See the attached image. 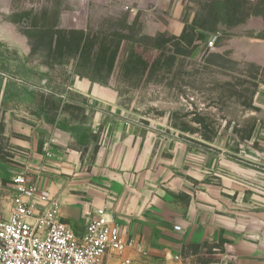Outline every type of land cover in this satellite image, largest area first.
I'll return each instance as SVG.
<instances>
[{
    "label": "crops",
    "instance_id": "1",
    "mask_svg": "<svg viewBox=\"0 0 264 264\" xmlns=\"http://www.w3.org/2000/svg\"><path fill=\"white\" fill-rule=\"evenodd\" d=\"M166 2L158 5L165 25L152 23L148 36L181 34L182 0ZM246 23L231 31L250 30ZM252 41L242 33L227 44L247 54ZM247 61L264 67V54ZM59 70L40 66L29 92L0 73V221L12 210V179L24 174L57 198L60 219L76 235L99 209L113 217L135 248L108 264H196L194 255L209 258L204 264H264V82L247 135L222 140L219 132L206 142L167 118L130 114L110 84ZM37 93L81 112L48 110Z\"/></svg>",
    "mask_w": 264,
    "mask_h": 264
},
{
    "label": "rangeland",
    "instance_id": "2",
    "mask_svg": "<svg viewBox=\"0 0 264 264\" xmlns=\"http://www.w3.org/2000/svg\"><path fill=\"white\" fill-rule=\"evenodd\" d=\"M164 1L0 0V73L6 76L9 73L21 91L29 92V88L37 85L31 77L37 78L35 74L43 61V54L28 57L27 39L9 19L13 14L24 11H46L48 21L57 20L58 27L62 29H78L86 33H100L101 36L112 33L130 36V41L121 43L113 70L104 81L115 89L120 105L130 114L151 120L167 118L170 127L179 131L182 125L187 124L197 129L191 136L202 141L201 135L215 137L219 132L223 135L222 140L230 139V132L237 131L246 136L254 119L249 106L258 83L264 82V72L257 69L262 66L247 60L264 54V24L261 20L252 19L245 25L250 30L220 28L210 50L204 43L195 42L188 47V55L176 54L172 63L165 65L162 62V67L153 75L142 72L125 74L123 66L130 51L134 50L148 62L159 57V51L149 48L140 39L152 30V23L165 25L166 13L158 6L159 3H167V0ZM198 4L199 0H182L181 23H190ZM242 33L253 40L252 45L247 47V54L241 48L227 44L232 36L234 38ZM25 50L27 55H24ZM73 64L69 61L64 66L74 69ZM59 69L60 66L52 70ZM92 70L90 65L83 67L78 64V72L96 77ZM53 82L57 80L53 78ZM51 96L55 97L54 94ZM35 99H39L38 95ZM194 114L206 119L208 130L192 121ZM194 256L199 260L196 264L209 260L205 256Z\"/></svg>",
    "mask_w": 264,
    "mask_h": 264
},
{
    "label": "trees",
    "instance_id": "3",
    "mask_svg": "<svg viewBox=\"0 0 264 264\" xmlns=\"http://www.w3.org/2000/svg\"><path fill=\"white\" fill-rule=\"evenodd\" d=\"M260 17L264 23V0H199L198 10L189 24H184L183 30L178 37L167 33H158L156 36L143 35L140 41L146 43L151 49L159 51V57L151 62L144 60L134 50L130 51L123 72L125 74L149 73L153 75L164 64L172 63L175 55H188L189 46L195 42L206 43L208 38L219 34V29L225 30L245 24L250 18ZM55 20V19H54ZM9 22L17 25L19 32L27 39L29 55L42 53L41 66L52 70L62 67L69 61H73L74 74L90 81L105 84L109 78L119 49L123 41H130V36L121 33H112L109 36L100 33H86L78 29H62L57 25V20L48 21L46 11L36 13L32 10L13 14ZM78 64L92 66V72L96 77L78 72ZM104 69V72L102 70ZM261 73L264 68L257 67ZM39 103L45 105L48 110L69 109L81 112V108L67 106L55 97L38 94ZM249 108L254 109L250 104ZM199 127L208 130L206 119L194 114L193 120ZM251 129V128H250ZM183 132L194 134L197 129L184 124L180 128ZM201 138L211 142L214 136L203 134Z\"/></svg>",
    "mask_w": 264,
    "mask_h": 264
},
{
    "label": "built area",
    "instance_id": "4",
    "mask_svg": "<svg viewBox=\"0 0 264 264\" xmlns=\"http://www.w3.org/2000/svg\"><path fill=\"white\" fill-rule=\"evenodd\" d=\"M217 36L206 41L211 49ZM14 195L7 220L0 221V264H108V257L135 248L105 210L89 215L76 235L59 217V202L39 191L24 174L11 181ZM116 264H134L129 259Z\"/></svg>",
    "mask_w": 264,
    "mask_h": 264
}]
</instances>
